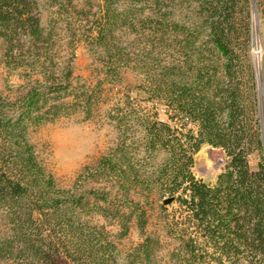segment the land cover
Wrapping results in <instances>:
<instances>
[{
  "label": "trees",
  "instance_id": "obj_1",
  "mask_svg": "<svg viewBox=\"0 0 264 264\" xmlns=\"http://www.w3.org/2000/svg\"><path fill=\"white\" fill-rule=\"evenodd\" d=\"M254 3L47 0L55 16L44 25L36 0H0L2 64L23 81L14 97L0 92V264H158L163 239L172 264H264V126L249 57ZM81 43L98 61L92 87L75 76ZM126 71L142 76L134 90L155 104L152 112L126 92L107 113L114 146L75 183L106 186L86 194L58 187L29 128L77 112L90 119L104 86L120 84ZM205 144L226 157L212 183L193 172ZM91 200L117 224L115 236L84 219ZM155 212L162 226L148 232ZM132 223L142 241L121 262L115 238Z\"/></svg>",
  "mask_w": 264,
  "mask_h": 264
},
{
  "label": "rangeland",
  "instance_id": "obj_2",
  "mask_svg": "<svg viewBox=\"0 0 264 264\" xmlns=\"http://www.w3.org/2000/svg\"><path fill=\"white\" fill-rule=\"evenodd\" d=\"M41 11V19L47 25L49 19L54 17L55 8L47 6V0H36ZM183 14L186 13L182 9ZM148 13V12H146ZM180 9L176 8L175 19H179ZM256 22L257 32L255 33L254 22L251 26V47L249 49L250 61L254 66L257 82L259 78L264 84V0H256ZM59 23V30L63 28ZM63 32H60L62 35ZM129 40L136 37L134 33H126ZM2 43L0 40V92L4 95L14 97L17 95V87L23 83L16 75L8 74L7 69L2 64ZM77 58L74 63L75 76H81L91 87L96 83L98 61L88 51L83 43L77 48ZM123 81L112 87L105 85L100 96V101L92 108L90 119H84V113L77 112L73 115L61 117L53 122H47L37 127H30L28 131L29 139L35 147L36 154L45 169L50 172L58 187L64 189H76L77 193L86 194L90 189H102L106 186L104 182H81L76 183L77 177L85 166L92 165L101 156L106 155L114 146L118 132L107 116L110 108L118 102L123 95L130 91V96L139 102L146 111L152 112L153 102H145V94L142 91L134 90L141 82L142 76L134 71L123 73ZM76 83V82H75ZM259 89V85H258ZM260 112L262 126H264V89L260 96ZM161 119L165 120L161 106H156ZM195 165L193 172L197 178L203 179L207 183L214 182L216 176L223 170L226 157L221 149L209 145H203L194 156ZM259 156L255 153L250 157V165L256 167ZM76 185V188L74 187ZM100 203V202H99ZM102 204V203H101ZM89 213L84 219L93 225L105 226L112 235H116L119 227L113 221L104 218L94 212L93 200L90 201ZM176 208L175 204H169L168 212ZM162 221L157 217L150 220L147 231L160 229ZM4 222L0 217V230H4ZM142 238L134 223L131 224L129 233L123 238H115L117 244L119 260L123 262L125 255L136 247ZM172 249L168 239H163L161 248L157 252L156 261L158 264H172L168 257V252Z\"/></svg>",
  "mask_w": 264,
  "mask_h": 264
},
{
  "label": "water",
  "instance_id": "obj_3",
  "mask_svg": "<svg viewBox=\"0 0 264 264\" xmlns=\"http://www.w3.org/2000/svg\"><path fill=\"white\" fill-rule=\"evenodd\" d=\"M253 22H255L256 28H255V33L257 32V22H256V6L255 3L253 4ZM258 85H259V93L260 96L262 97V89H264V84H262V80L259 78L258 80Z\"/></svg>",
  "mask_w": 264,
  "mask_h": 264
},
{
  "label": "bare ground",
  "instance_id": "obj_4",
  "mask_svg": "<svg viewBox=\"0 0 264 264\" xmlns=\"http://www.w3.org/2000/svg\"><path fill=\"white\" fill-rule=\"evenodd\" d=\"M256 28L255 22H254V29Z\"/></svg>",
  "mask_w": 264,
  "mask_h": 264
}]
</instances>
